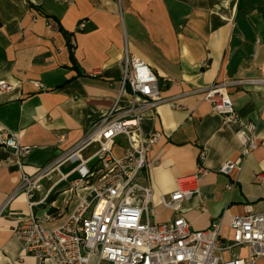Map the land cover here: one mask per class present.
<instances>
[{"label":"crops","instance_id":"obj_1","mask_svg":"<svg viewBox=\"0 0 264 264\" xmlns=\"http://www.w3.org/2000/svg\"><path fill=\"white\" fill-rule=\"evenodd\" d=\"M81 22L84 30L78 29ZM125 46L151 67L163 97L170 99L141 119L144 134L161 132L164 137L148 155L149 180H139L152 189L157 220L182 217L194 231L219 220L220 235L229 242L231 220L244 214V206L264 212V186L256 183L264 174V88L228 90L241 120L257 123L261 142L242 170L230 176L218 170L242 156L236 126L224 124L202 95L192 92L264 73V0H73L71 5L0 0V82L15 87L0 94V130L32 147L23 170L35 175L75 148L111 110ZM208 56V66L201 67ZM30 81L41 82L45 90ZM127 103L123 96L121 106ZM126 146L119 140L115 155L121 157ZM93 152L91 147L83 157ZM10 158L11 151L0 147V264H39L33 256H22L14 237L17 227L30 213L46 230L60 227L90 189L73 186L78 163H67L60 174L40 182L31 208L19 192L2 211L20 182ZM201 163L210 173L191 185L199 195L184 202L179 213L164 210L160 198L168 199L176 180L193 175ZM228 184H234L232 191ZM235 252L246 255L243 248ZM257 264H264V258Z\"/></svg>","mask_w":264,"mask_h":264},{"label":"built area","instance_id":"obj_2","mask_svg":"<svg viewBox=\"0 0 264 264\" xmlns=\"http://www.w3.org/2000/svg\"><path fill=\"white\" fill-rule=\"evenodd\" d=\"M55 2L71 5L73 0ZM85 25L81 22L78 29L84 30ZM209 59L208 56L201 62V67L206 68ZM122 62L118 97L108 114L75 148L35 175L29 176L23 170L24 160L32 147L22 145L15 134L0 130V147L11 151L9 163L20 172V182L2 211L19 192L25 194L31 208L35 205L32 198L40 182L60 174L59 168L67 163H78L73 170L78 174L73 186L90 189L75 212L56 229H44L42 221L30 213L14 232L21 243L22 256H33L39 264H257L264 258V212L254 213L251 206H244V214L232 218L229 242L220 235L219 220L204 231L192 230L182 217L169 222L157 220L152 189L139 180H149L148 155L164 137L161 132L144 134L141 119L146 112L167 104L170 99L163 97L159 78L151 67L130 54L126 46ZM29 83L40 91L45 90L41 82ZM244 86L264 88V73L257 78L231 80L192 92L202 95L224 124L236 126L234 135L243 153L218 170L226 176L240 172L246 157L261 143L257 137V123L243 122L228 95V90ZM14 90V85L0 82V94ZM123 96H128V103L122 107ZM119 140L127 144L121 157L114 153ZM91 147L94 152L84 158L83 152ZM203 160L202 157L200 162ZM93 161L96 163L91 167ZM209 173L201 163L193 175L178 178L169 198H160L162 208L179 213L184 202L199 195V189L191 185ZM256 183L264 186V174L256 177ZM233 187L234 184H228L226 189L232 191ZM236 248L245 249L246 255L237 254Z\"/></svg>","mask_w":264,"mask_h":264},{"label":"trees","instance_id":"obj_3","mask_svg":"<svg viewBox=\"0 0 264 264\" xmlns=\"http://www.w3.org/2000/svg\"><path fill=\"white\" fill-rule=\"evenodd\" d=\"M70 48H72V45H70Z\"/></svg>","mask_w":264,"mask_h":264},{"label":"rangeland","instance_id":"obj_4","mask_svg":"<svg viewBox=\"0 0 264 264\" xmlns=\"http://www.w3.org/2000/svg\"><path fill=\"white\" fill-rule=\"evenodd\" d=\"M120 141H123V140H120Z\"/></svg>","mask_w":264,"mask_h":264}]
</instances>
